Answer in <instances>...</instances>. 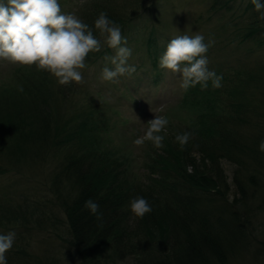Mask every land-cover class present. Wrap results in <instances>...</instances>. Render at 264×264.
<instances>
[{
  "label": "trees",
  "instance_id": "obj_1",
  "mask_svg": "<svg viewBox=\"0 0 264 264\" xmlns=\"http://www.w3.org/2000/svg\"><path fill=\"white\" fill-rule=\"evenodd\" d=\"M158 3L81 0L69 13L100 38L94 21L103 11L126 36ZM205 11L199 20L215 24L206 55L210 70L222 75V87L209 81L206 89L197 84L183 94L178 109L189 123L176 126L161 149L146 142L135 155L117 147L104 114L90 105L69 114V90L54 89L53 77L35 66H22L11 81L0 82V176L34 179L44 163L52 164L43 186L64 214L61 234L67 238L55 236L76 251L77 264L264 259V152L258 148L264 140V18L251 0H208ZM110 52L105 45L86 63ZM212 61H218L214 68ZM185 131L194 136L182 151L175 136ZM138 196L152 206L143 219L130 211ZM89 198L99 203L102 219L84 208ZM27 208L0 200V228L30 231ZM7 264L60 263L24 257Z\"/></svg>",
  "mask_w": 264,
  "mask_h": 264
},
{
  "label": "rangeland",
  "instance_id": "obj_2",
  "mask_svg": "<svg viewBox=\"0 0 264 264\" xmlns=\"http://www.w3.org/2000/svg\"><path fill=\"white\" fill-rule=\"evenodd\" d=\"M75 2L81 0H61L59 4L63 12L69 13ZM207 4L208 0H159L156 10L135 21L126 36H123L127 39L126 46L132 49L128 63L136 67V72L131 76L119 77L116 83L102 79V69L105 66L113 68L105 58L98 59L92 65L86 63L87 68L82 70L84 76L82 84L71 82L67 86H62L52 76L54 89L67 88L70 92L68 97L72 99L70 102L73 105L69 114H74L80 105L95 106L96 111H100L104 114L103 117L109 119V134L114 144L117 147L127 146L135 155L141 154L148 147L145 145L146 142L142 146H137L134 141L144 135L147 129L146 122L154 118V115L168 117L167 130L170 127L172 130L161 133L165 137L176 133V126H182L181 123L188 124L189 119H181L183 112L178 109L185 93L180 87L181 77L160 68L159 58L167 43L176 35L202 34L205 40H212L211 34L215 24L210 25L203 19L199 20L200 16L205 17ZM112 55L113 49L108 56ZM217 63L218 61L212 63L213 68ZM22 68L0 60V82L11 81L13 73ZM158 76L160 78L156 82ZM43 165L36 171L34 179L16 176L14 173L0 176V200L7 201L13 208L19 205L24 209L28 207L27 210L31 214L26 218L29 220L27 226L33 227L26 233L20 234L19 231H15L16 239L12 249L6 253L7 260L19 262L26 257L30 261L58 260L60 264H77L79 259L76 251L64 244L63 239L67 237L61 234L65 225L64 214L53 207L51 194L46 193L43 186V182L46 181L45 175L50 171L52 164ZM134 171L137 172L136 169ZM10 227L13 226L0 228V234L12 231ZM55 234L62 236L63 239L56 237ZM232 264H264V259L247 258Z\"/></svg>",
  "mask_w": 264,
  "mask_h": 264
},
{
  "label": "clouds",
  "instance_id": "obj_3",
  "mask_svg": "<svg viewBox=\"0 0 264 264\" xmlns=\"http://www.w3.org/2000/svg\"><path fill=\"white\" fill-rule=\"evenodd\" d=\"M254 8L264 18V0H251ZM93 29L73 13L62 11L59 0H0V60L19 66H35L47 71L57 83L67 86L71 82L84 83L82 70L87 68L86 58L99 52L105 45L114 50V55L105 57L113 68L102 69V79L113 83L121 76L136 72L128 61L132 49L127 47L120 26L101 11L94 21ZM214 41L205 42L202 34H180L172 38L159 58V67L181 77L180 87L185 92L197 84L202 89L211 82L213 88L222 87V75L209 70L207 52ZM23 91L21 87L19 89ZM137 119H139L137 117ZM147 129L142 137L135 139L137 146L145 142L161 149L167 133L169 119L165 115H154L146 122ZM194 133L185 131L175 136L183 151ZM259 151L264 152V140L259 142ZM84 208L102 219L103 213L97 201L89 198ZM130 211L140 219L152 212V206L143 197L130 201ZM16 239V232L0 234V264H7L6 253Z\"/></svg>",
  "mask_w": 264,
  "mask_h": 264
}]
</instances>
